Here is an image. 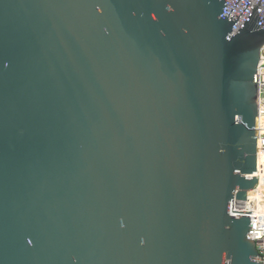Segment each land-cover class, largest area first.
<instances>
[{"label": "water", "instance_id": "95a60500", "mask_svg": "<svg viewBox=\"0 0 264 264\" xmlns=\"http://www.w3.org/2000/svg\"><path fill=\"white\" fill-rule=\"evenodd\" d=\"M224 2L0 0V264H259L264 28Z\"/></svg>", "mask_w": 264, "mask_h": 264}, {"label": "built area", "instance_id": "2783aa9c", "mask_svg": "<svg viewBox=\"0 0 264 264\" xmlns=\"http://www.w3.org/2000/svg\"><path fill=\"white\" fill-rule=\"evenodd\" d=\"M236 1L225 0L221 11V15L223 16H226L229 11L235 16L240 14L233 24L229 35L232 36L236 33L254 6H256L254 10L258 11V21L261 28H264V0H238L237 3ZM253 80L257 86L255 129L259 144L260 159L255 167L257 181L253 188L248 191L252 193L253 200L252 203L250 200V207H246L245 210L246 216L250 218L246 236L255 244L257 253L254 259L259 264H264V43L259 48V59Z\"/></svg>", "mask_w": 264, "mask_h": 264}, {"label": "bare ground", "instance_id": "6f19581e", "mask_svg": "<svg viewBox=\"0 0 264 264\" xmlns=\"http://www.w3.org/2000/svg\"><path fill=\"white\" fill-rule=\"evenodd\" d=\"M250 197H251V203H252V200H253L252 193H250Z\"/></svg>", "mask_w": 264, "mask_h": 264}, {"label": "clouds", "instance_id": "9594fccd", "mask_svg": "<svg viewBox=\"0 0 264 264\" xmlns=\"http://www.w3.org/2000/svg\"><path fill=\"white\" fill-rule=\"evenodd\" d=\"M253 188V187H252ZM251 189V188H250ZM247 191H249V190H247Z\"/></svg>", "mask_w": 264, "mask_h": 264}]
</instances>
